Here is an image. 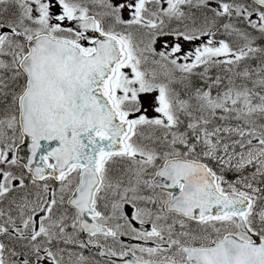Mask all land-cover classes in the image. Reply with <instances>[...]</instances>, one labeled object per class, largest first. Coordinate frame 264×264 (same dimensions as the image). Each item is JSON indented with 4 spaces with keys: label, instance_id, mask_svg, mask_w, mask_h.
Here are the masks:
<instances>
[{
    "label": "snow or ice",
    "instance_id": "1",
    "mask_svg": "<svg viewBox=\"0 0 264 264\" xmlns=\"http://www.w3.org/2000/svg\"><path fill=\"white\" fill-rule=\"evenodd\" d=\"M0 264H264V0H0Z\"/></svg>",
    "mask_w": 264,
    "mask_h": 264
}]
</instances>
